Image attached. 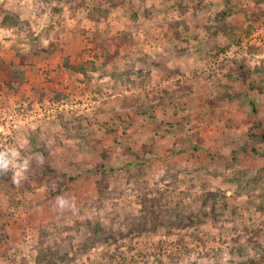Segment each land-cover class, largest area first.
Returning <instances> with one entry per match:
<instances>
[{
	"label": "rangeland",
	"instance_id": "rangeland-1",
	"mask_svg": "<svg viewBox=\"0 0 264 264\" xmlns=\"http://www.w3.org/2000/svg\"><path fill=\"white\" fill-rule=\"evenodd\" d=\"M112 2L0 0V264H264V0Z\"/></svg>",
	"mask_w": 264,
	"mask_h": 264
},
{
	"label": "trees",
	"instance_id": "trees-1",
	"mask_svg": "<svg viewBox=\"0 0 264 264\" xmlns=\"http://www.w3.org/2000/svg\"><path fill=\"white\" fill-rule=\"evenodd\" d=\"M126 0H122V1H117V0H114V2H112V8L113 7H116L118 4H122V3H126L125 2ZM84 5L83 3H78V6H82ZM180 8H183L182 6V3H180L178 5ZM109 9V8H108ZM185 9V8H184ZM6 11V10H4ZM108 10L107 9H101L100 10V14H105L107 13ZM0 26H3V27H7V28H16V30L12 33V37H15L16 39L18 40H24L26 39V37H28V34L31 33V27H30V22L28 20H23L21 19V17L16 14L15 12H11V11H7L6 13H4L3 15V19L2 21L0 22ZM21 60L22 61H25V56L24 55H21ZM245 59H243V62ZM246 61H247V58H246ZM69 63L67 62L66 65H68ZM234 70H238L243 73V77L246 76V68H245V65L244 63L241 64V63H237L235 64L234 67ZM249 73H251V71H249ZM255 73L258 74L259 76V79L260 80H264V68H260V70H258V72L256 71ZM264 84V81L262 82ZM253 88L254 86L256 87L258 84H256V82H253V84H250ZM232 91H233V88L232 87H227V90L226 92L222 93L219 97L218 96H213L211 98H209L207 100V102L209 103V105H216L218 104L220 101L222 102L225 98H228L229 100L233 101L235 99V96L234 94H232ZM113 170V169H112ZM95 228H98L97 225H95ZM102 231L105 230L104 228L101 229ZM38 260H47V255L46 253H44V251L42 250L38 256Z\"/></svg>",
	"mask_w": 264,
	"mask_h": 264
},
{
	"label": "clouds",
	"instance_id": "clouds-1",
	"mask_svg": "<svg viewBox=\"0 0 264 264\" xmlns=\"http://www.w3.org/2000/svg\"><path fill=\"white\" fill-rule=\"evenodd\" d=\"M28 151L26 144L11 145L0 148V174H11V182L19 184L25 180L31 167V158L25 153ZM42 162V161H41ZM59 210H74V203L63 196L56 198Z\"/></svg>",
	"mask_w": 264,
	"mask_h": 264
},
{
	"label": "built area",
	"instance_id": "built-area-1",
	"mask_svg": "<svg viewBox=\"0 0 264 264\" xmlns=\"http://www.w3.org/2000/svg\"><path fill=\"white\" fill-rule=\"evenodd\" d=\"M22 121V120H21ZM8 124V126H6V127H8V129L9 130H15L17 127H18V125H19V123H17L16 122V119H13L11 122H6V125ZM0 131L2 132V134L3 135H5L6 134V132H5V130H2V129H0ZM0 132V133H1ZM10 132V131H9Z\"/></svg>",
	"mask_w": 264,
	"mask_h": 264
}]
</instances>
